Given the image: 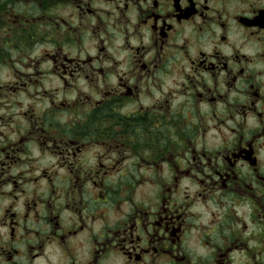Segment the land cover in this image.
Masks as SVG:
<instances>
[{"label": "flooded vegetation", "instance_id": "af4514ba", "mask_svg": "<svg viewBox=\"0 0 264 264\" xmlns=\"http://www.w3.org/2000/svg\"><path fill=\"white\" fill-rule=\"evenodd\" d=\"M0 264H264V0H0Z\"/></svg>", "mask_w": 264, "mask_h": 264}]
</instances>
